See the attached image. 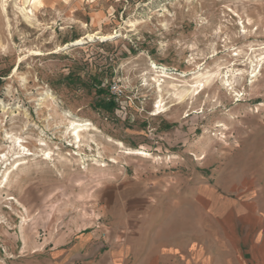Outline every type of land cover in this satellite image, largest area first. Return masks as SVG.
I'll list each match as a JSON object with an SVG mask.
<instances>
[{
	"label": "rangeland",
	"instance_id": "374dc122",
	"mask_svg": "<svg viewBox=\"0 0 264 264\" xmlns=\"http://www.w3.org/2000/svg\"><path fill=\"white\" fill-rule=\"evenodd\" d=\"M69 121L90 129L79 148ZM11 137L34 154L16 170ZM6 169L12 264L55 228L124 215L139 241L217 242L226 264L264 216V0H0V180Z\"/></svg>",
	"mask_w": 264,
	"mask_h": 264
},
{
	"label": "crops",
	"instance_id": "0c3cea01",
	"mask_svg": "<svg viewBox=\"0 0 264 264\" xmlns=\"http://www.w3.org/2000/svg\"><path fill=\"white\" fill-rule=\"evenodd\" d=\"M130 202L142 196H134ZM128 202V211L133 204ZM132 209H131V208ZM125 215L113 218L107 226L102 224L85 227L65 226L55 228L51 241L31 249L24 264H214L224 249L213 241L171 243L139 241L134 234L142 233L141 226L127 225ZM251 219L252 231L243 243H229L226 264H264V254L256 250L264 238V216ZM150 232V231H149ZM7 257H0V264H12ZM23 264V263H18Z\"/></svg>",
	"mask_w": 264,
	"mask_h": 264
},
{
	"label": "bare ground",
	"instance_id": "6f19581e",
	"mask_svg": "<svg viewBox=\"0 0 264 264\" xmlns=\"http://www.w3.org/2000/svg\"><path fill=\"white\" fill-rule=\"evenodd\" d=\"M77 43H79L78 39H77ZM211 78H212V76H211ZM156 80H158V79H156ZM198 82H197L198 84H197L196 88H193L192 90H189V89H186V88H182L179 92H176L175 93V96H176L177 102L178 103H181L187 97L193 96L194 94L199 95V93L205 87V83L206 82L203 79L199 80ZM225 82L227 83V82H229V80L226 79ZM229 85H230V83H229ZM161 107L163 108V106H161ZM161 107H160V105H158V108H161ZM69 124L70 125L68 127V130H69L68 132H70L69 133L70 135L72 134L74 136V138L76 140L75 142L78 143L76 147L79 148L80 145H81V137H84L85 136L83 133H88L90 131V129L85 124H82V123H79V122H76V121H69ZM11 138H13V137H11ZM12 142L14 144H17L18 145V149H17V152H15L16 153L15 155L16 156L17 155L18 156L19 155L21 156V158L18 159L19 162H17V165L13 168V170H16V169L19 168L20 165H22V164H24V163L27 162V160H26V156L27 155H34V154H33V152H30L28 148H26L25 146L22 145V143H21L22 142V139L20 137H14L12 139ZM40 143H41L40 145L45 144L42 141ZM39 151L42 153V156H43L42 159H44V160H51V155L52 154H51V149L50 148H48V149L41 148V149H39ZM126 153L127 154H132V155H143L144 154L143 152H140L138 149H129L128 151H126ZM61 162H62V160H61ZM113 162H115V161H113ZM9 174H10V170H7L6 169L4 171V173H3V175H2V177H4V179L0 180V191L7 186L8 180H9Z\"/></svg>",
	"mask_w": 264,
	"mask_h": 264
},
{
	"label": "trees",
	"instance_id": "16d2710c",
	"mask_svg": "<svg viewBox=\"0 0 264 264\" xmlns=\"http://www.w3.org/2000/svg\"><path fill=\"white\" fill-rule=\"evenodd\" d=\"M105 91L102 90L100 87L97 88V94L104 93ZM116 106V96L113 94L109 95L108 99H104L102 103H100V108L104 110H112Z\"/></svg>",
	"mask_w": 264,
	"mask_h": 264
}]
</instances>
